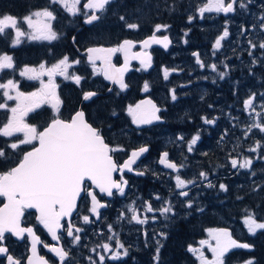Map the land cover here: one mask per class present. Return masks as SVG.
Listing matches in <instances>:
<instances>
[{"label":"flooded vegetation","instance_id":"1","mask_svg":"<svg viewBox=\"0 0 264 264\" xmlns=\"http://www.w3.org/2000/svg\"><path fill=\"white\" fill-rule=\"evenodd\" d=\"M199 1L190 0L188 4L166 10L170 12V16H173L168 18V23L160 25L169 27L162 29L156 35L168 36L170 46L165 49L158 45L143 50L151 56V66L144 70L139 60H133L129 66L130 70L124 75V81L128 85L124 91H121L117 85L109 84L104 80L102 71L94 75L91 69L93 65L87 64L82 54L86 48L81 51L80 54L84 56L85 63L90 67V75L84 78L75 70L78 64L73 70L84 78L80 85L87 86L89 83L92 85V89L83 91H93L97 95L87 103L82 102L81 99L78 109L81 108L85 113L83 105L90 104L89 114L86 116L85 113L88 122L101 130L106 142L111 146H122L125 149L123 152L113 154L118 163L123 164L129 154L141 146L148 147V153L146 152L132 166L134 171L113 173L114 179L120 180L123 176L128 182L125 185L124 195L116 193L113 189L114 195L109 197L99 193L98 189L95 190L98 199L107 204V207L99 210V218L88 211L89 198L84 196L79 199L78 208L70 218L73 224L84 229L80 233L81 240L76 245L71 243V238L67 236L64 228L58 232L61 237L59 243L53 242L35 220V213L25 212L21 219L22 226L32 227L36 235L40 237L42 244L38 246V256H43L49 264H60V261L48 248L44 247L45 244L62 247L69 251L70 257L66 264H90L89 257L99 264V255H105L104 264H167V258H165L166 261L160 262L159 259L154 261L153 256L156 255L157 247L160 249L159 258L163 253H171L169 248L167 250L165 248L167 242L176 235L169 230L173 223H189L198 219L209 221L213 209L226 210L225 215L228 193L227 190L222 191L219 185L224 184L227 189L226 180L234 182L245 177L252 181L256 178L257 163H264V155L261 156V151L264 153V133L256 128L248 131V128L253 123L264 121V102L261 95L264 94V49L258 47L259 43L264 41V32L259 27L260 17L264 16V0H251L246 10L237 6L233 13L206 12L203 18L197 9L205 2L199 3ZM189 16L193 17L191 22L188 20ZM129 23L138 24L137 29L128 28L132 32L140 30L137 20L130 19ZM225 25H227L229 36L221 42L219 50H214L212 44L222 34ZM154 28L155 25L148 31L145 25L144 30L148 33L138 34L133 39H129L136 44L132 49L133 54L141 50L139 42L151 36ZM249 41L257 47L251 48ZM37 42L51 43L52 41ZM119 43L111 46L116 47ZM194 52L199 54V58L206 67L201 68L196 63V57L192 55ZM249 52L252 55H249ZM254 59L255 64H253ZM111 63L115 67L121 65L122 57L119 52L114 54ZM213 63L217 65L215 72L208 67ZM96 68L101 69V66L97 64ZM165 68L170 70L168 80L163 78ZM219 72H226L223 79L219 78ZM93 77L98 80H93ZM58 81L61 82V80ZM60 82H57L56 92L61 100V109L62 99L58 91ZM69 82L76 85L73 81ZM145 82L149 87L146 92H143ZM109 89L112 91L110 92ZM173 89L177 96L175 101L171 99L170 90ZM252 94H255L253 101L255 111L251 109L245 111L243 101ZM148 96L162 110L159 113L161 122L136 129L132 126V118L129 119L125 111L129 106H135L139 98ZM95 99L105 107L95 109L96 102L92 104ZM117 100H121L119 106L110 109L108 106L118 102ZM44 107H49L53 114L50 106ZM111 111L115 112V115ZM74 113L69 117L71 118ZM202 117L213 119L215 123L206 124ZM195 135H199V139L193 146V150L189 152L188 142ZM181 136L183 140L178 139ZM257 141L260 142L261 147L255 152L249 151V148L256 147ZM163 152L169 153L170 161L183 164L184 167L176 172L171 169H162L159 158ZM233 158L238 161L244 158L251 159L252 164L248 169L233 168L230 162ZM140 171L144 172V175L136 174ZM201 171L208 174L207 180L200 178ZM177 175L186 181L194 180L195 183L188 184L184 189H177L175 180ZM209 182L213 187L207 186ZM180 191H187L188 196H180ZM156 196L161 199L157 200ZM146 201L154 209L161 208L164 202L168 201L173 212L168 213L167 218L159 211L146 212ZM188 201H192L190 208L187 207ZM2 203L3 198L0 197V205ZM129 206L135 209L139 219L146 220L144 224L131 220L133 213L128 211ZM121 212L124 213L123 218L120 217ZM84 215L89 216L91 223H83ZM68 222L66 219L61 221L65 228ZM109 225H112L111 232ZM216 228H202L201 240H207V230ZM114 233L128 250L127 256L122 254L124 249L115 247V239H108ZM161 233L164 235H160ZM201 240L194 239L189 245L199 248L206 258L211 259V251L207 245L201 247L199 244ZM208 242L215 245V240ZM103 243L111 246L108 253L100 247ZM4 244L11 254L22 260V264H26L30 249L26 234L21 240L6 234ZM189 245L186 246L184 253L191 262L186 263L184 257L180 264H199L197 255L188 251ZM111 250L121 253L120 259L115 261L108 259ZM172 256L179 258L181 255L172 254ZM0 264H5L2 257H0Z\"/></svg>","mask_w":264,"mask_h":264},{"label":"snow or ice","instance_id":"2","mask_svg":"<svg viewBox=\"0 0 264 264\" xmlns=\"http://www.w3.org/2000/svg\"><path fill=\"white\" fill-rule=\"evenodd\" d=\"M111 3V0H86L83 4V12L79 5L81 0H49L50 5H59L69 15H84V23L92 24L94 21L100 19L97 13L106 11V6ZM251 0H206L204 4L198 7L197 11L203 18L206 12L215 13H233L238 6L240 9H247ZM90 10V11H89ZM57 19V15L50 7L40 8L31 11L22 18H18L11 14H0V36L6 35L7 30L14 32L12 38V47L21 43V38L26 37L28 40L36 41H54L58 39V34L54 30L53 22ZM121 20L125 18L120 17ZM193 19L188 17L189 22ZM26 24L30 31H23L21 24ZM129 29H137L138 24L129 23L126 25ZM168 25H155L153 34L141 42V48H147L151 44H161L167 49L169 44L168 36L158 37L156 33L162 29H166ZM260 29L264 32V16L260 17ZM243 33V29H242ZM187 35V33H185ZM229 36L227 25L221 35H219L212 44L214 50L221 48V42ZM75 42V38H73ZM250 47H257L256 44L249 41ZM134 44L130 40H124L116 47L110 48H88L86 53L88 61L93 65V74L102 71L104 78L118 85L123 91L128 87L125 83L123 74L128 70L129 52ZM260 49H264V41L258 45ZM123 53L125 58L124 66L116 68L112 63V56L116 53ZM196 57V63L204 68L206 65L199 58V54L194 52L192 54ZM249 55H252L249 52ZM133 59L140 61L141 67L147 70L151 66V56L147 52H137L133 54ZM96 61H100L101 69L96 68ZM79 60H71L65 55L50 67H46L41 63L38 68L25 67L20 71L22 77L29 80H39L40 88L31 93H24L19 91L18 84L12 79H8L6 83H0V90L4 98V102L0 103V109H7L11 115L8 116L7 122L0 126V137H14L15 134H22L23 138L17 137L13 142L7 145L15 153L17 150L23 151L21 145H31V150L23 151V155L19 157L14 165L8 167L7 170L0 171V197L3 198L2 206H0V257L4 258L5 264H22L20 258L15 257L9 252L8 247L4 244L6 234L10 233L17 239H23L26 236L30 240V252L26 264H49L43 257L37 255V245L42 243L40 237L36 235L32 227L22 226L21 218L25 215L26 210L34 209L37 213L36 220L42 225L51 235L53 241L59 243L60 236L58 230L62 228L67 232V236L71 238V243L76 245L80 240V233L84 231L81 227H77L70 220L73 212L78 208V200L86 196L90 198V207L88 211L99 218L100 209L107 207L106 203H102L98 199L96 189L99 193L105 194L109 197L114 195L113 189L120 195L125 194V185L127 181L123 176L120 180L113 178V173H123L125 170L134 171L133 165L136 164L137 159L148 151L146 146H141L133 150L128 159L123 164H120L114 159L113 154L116 152H123L125 149L122 146H111L106 142L101 130L94 127L86 119L83 110L76 111L70 120H64L59 117V109L61 100L57 95L56 89L58 85L55 83V77L61 76L65 80L73 81L77 86L80 85L82 76L75 72L69 71L74 64H79ZM255 59L253 64H255ZM208 67L212 71H217V65L211 64ZM227 67V65L225 66ZM4 69H14V60L11 55L0 54V71ZM139 70V69H138ZM174 71V70H172ZM170 70L163 69V78L169 79ZM219 78L223 79L226 72H219ZM47 77V81L42 77ZM148 83L145 82L144 90H148ZM111 92L112 89H109ZM15 93L12 95L11 93ZM171 99L175 101L177 96L175 90H170ZM97 93L93 91H86L83 93V100L88 101ZM264 96V94H261ZM255 94H252L243 101L244 110L255 111L254 108ZM14 100L16 104L14 107H9L7 101ZM48 103L53 109V118L42 131L38 130L37 126L30 125L25 122V117L35 108H39L42 104ZM129 116L132 118V123L136 125L151 124L153 121H158L161 117L158 115L162 110L153 103L152 100H142L135 106H129L127 109ZM115 115V112H113ZM260 115V113H257ZM204 123L213 124L215 120L202 117ZM253 128L258 129L264 133V121L253 123L249 126L248 131ZM247 134V133H245ZM183 140V137H178ZM199 135H195L188 142V151L193 150V146L197 143ZM223 139V137H222ZM36 142V143H34ZM261 147L260 142H256V147L249 148V151L255 152L257 148ZM9 154L5 148L0 147V161H8ZM233 168L248 169L252 160L244 158L240 161L231 159ZM159 163L164 167L176 172L184 167L183 164H177L169 160V153L163 152L160 155ZM137 175H144L140 171ZM255 173H253L254 175ZM203 180L208 179V174L204 171L199 173ZM176 188L184 189L188 184H194V180H184L179 175L175 177ZM208 187H213L211 182L207 184ZM222 191H226L224 184L219 185ZM179 195L182 197L188 196L187 191H180ZM159 200L161 197L156 196ZM187 207H192V201L187 202ZM132 212L131 220L139 224H144L146 220L139 219L135 214V209L131 206L128 208ZM145 211L154 212L159 211L161 215L167 218V214L173 212L172 206L168 201L164 202V206L159 209H154L150 203L145 202ZM124 213H120L123 218ZM64 218H69V222L65 226L61 223ZM155 219V217H153ZM84 224L91 223L88 215L82 216ZM243 224L251 235H255L258 230H264V222H258L252 212H249L243 219ZM109 231H112V225L108 226ZM208 234L211 239L215 240V245L210 244L207 240L199 241L201 247L207 245L209 251L212 253V258L208 259L199 248H194L191 245L188 251L196 254L199 264H225V256L232 249H251L253 245L248 243L238 242L233 239L231 233L227 229H209ZM160 235H164L161 233ZM109 240L115 239V247L124 249L123 255H128V250L114 233L108 237ZM159 245V241H157ZM56 257H58L60 264H66L70 257L69 251L62 247L45 244ZM105 253H108L111 246L108 243L100 245ZM95 251V249H93ZM159 247L156 248V255L153 260L159 259ZM121 253L111 250V254L107 257L110 260H118ZM90 264H96L91 257L88 258ZM105 255H99V264H104ZM244 264H255L254 259H249Z\"/></svg>","mask_w":264,"mask_h":264},{"label":"trees","instance_id":"3","mask_svg":"<svg viewBox=\"0 0 264 264\" xmlns=\"http://www.w3.org/2000/svg\"><path fill=\"white\" fill-rule=\"evenodd\" d=\"M85 1L82 0L79 5L82 12V4ZM189 1L111 0V3L106 6V11L100 13L101 15L99 14L100 19L96 23L85 27L81 22L84 18L82 12L81 14L71 16L62 8L50 5L49 0H0V14H11L18 18H22L24 15L39 8L50 7L57 15L55 31L58 34V39L51 43L27 41L21 38V43L12 47L11 42L14 32L10 29L7 30L6 35L0 36V54H8L13 57L14 69L3 70L0 74V83L12 79L17 82L19 91L29 93L35 89L36 84L31 81L27 82L21 78L20 71L25 67L40 65L41 63L50 66L65 55L70 58V61L79 60L80 63L75 70L83 75L84 78H88L90 67L85 63L84 56L80 54L87 46L99 44L104 46L116 45L122 39H133L138 34H146L153 25H157L156 23L166 24L169 22L168 18L173 15L170 16V12H166L168 8L180 7V5L188 4ZM121 16L125 19L121 20ZM130 19L138 21L140 25L139 31L132 32L127 28L126 25L129 24ZM145 25L148 27V31L144 30ZM73 38H75V42ZM93 80L97 81L98 79L93 77ZM89 89H92L90 83L87 86H84V84L76 86L69 81H61L58 89L62 99L59 117L66 120L70 118L69 116L78 110L83 92ZM117 101L108 107L110 109L118 107L121 100ZM3 102L4 98L0 90V103ZM94 103L97 105L94 107L95 109L105 107L103 104H99L97 99L92 102V104ZM83 106L87 116L90 112V104ZM52 118L51 109L43 107V109L34 111L27 116V122L30 125L37 126L41 130ZM6 121L7 111L0 109V126ZM12 141L13 138L0 137V147L5 148L10 157L8 161H0V171L7 170L8 167L13 166L14 162L23 155V151L31 148V145H21L23 151L17 150L14 153L12 149L7 147ZM263 154L261 152V156ZM256 175V178H253L252 181L245 179V177H241L234 182L226 180L228 194L225 205L228 208L225 215L226 210L213 209L210 213L209 217L211 220L209 221L198 219L189 223H173L169 230L176 235L172 237L170 242H167L165 250L169 248L172 254L181 256L173 258L171 253H163L159 261L164 262L166 261L165 258H167V264H180L185 257V262L190 263L191 261L186 257L184 250L192 240L201 239L202 228L226 226L232 230L231 233L234 239H239L242 243L251 244L253 247L250 250L237 249L231 252L225 257V264H244L249 259H254L255 264H264V230H258L255 235H251L248 233L245 225H243V219L249 212L254 214L258 222H264V163H257ZM217 216L224 217V219L218 220Z\"/></svg>","mask_w":264,"mask_h":264},{"label":"water","instance_id":"4","mask_svg":"<svg viewBox=\"0 0 264 264\" xmlns=\"http://www.w3.org/2000/svg\"><path fill=\"white\" fill-rule=\"evenodd\" d=\"M86 2V1H85ZM97 14H99V13H97ZM85 19V18H84ZM84 19L81 21L82 23H83V26H89V25H91V24H85L84 23ZM93 23H96V21H94ZM92 23V24H93ZM149 36H147L145 39H147ZM145 39H143L142 41H144ZM124 40H129V39H122V41L120 42V43H122ZM131 41V40H130ZM142 41H140L139 43H140V46H141V42ZM119 43V44H120ZM134 44V46L136 45L135 43H133ZM170 44H171V42H169V44H168V47L170 46ZM158 45H161V44H158ZM157 44H151L150 46H148L147 48H150V47H153V46H158ZM162 46V45H161ZM97 47H103V48H110V47H107V46H103V45H99V46H88L86 49H88V48H97ZM111 47H114V46H111ZM167 47V48H168ZM134 47H132V49H133ZM147 48H141V50H139V51H137V52H141V53H143V50H146ZM86 49L82 52V54L85 56V58H86V63L87 64H91V63H89V61H88V55H87V53H86ZM132 49H131V51L129 52V63H128V70L127 71H125L124 72V74H123V78H124V75L130 70V63L133 61V60H135V59H133L132 58V56H133V52H132ZM137 52H135V53H137ZM134 53V54H135ZM120 56L122 57V63H121V65L120 66H118V67H116V68H121V67H123L124 66V63H125V58H124V54L123 53H120ZM113 57H114V55L112 56V59H113ZM112 59H111V61H112ZM136 60H138V59H136ZM99 65V66H101V63H100V61H96V65ZM102 67V66H101ZM102 77H103V79L104 80H106L105 78H104V75H103V72H102ZM109 84H112V82L111 81H109V80H106ZM118 86V85H117ZM118 88H119V86H118ZM120 89V88H119ZM124 91V90H123ZM95 97V96H94ZM94 97H92L91 99H93ZM90 99V100H91ZM142 100H144V99H142ZM142 100H139V102L140 101H142ZM147 100V99H146ZM82 101L83 102H89V100L88 101H85V100H83V98H82ZM50 105V104H49ZM51 107V106H50ZM53 110V109H52ZM158 115H159V113H158ZM161 122V120H158V121H153L151 124H141V125H136V124H133L132 123V126H134L136 129H138V128H145V127H150L149 125H153V124H156V123H160ZM48 125V124H47ZM46 125V126H47ZM46 126H44V127H46ZM43 130V129H42ZM41 130V131H42ZM148 148V147H147ZM29 150H31V148L30 149H28V150H26V151H29ZM146 153H143L139 158H141L143 155H145ZM130 155V154H129ZM139 158L137 159V162H138V160H139ZM127 159H128V157H127ZM136 162V163H137ZM161 168L163 169V168H165V170H169L168 168H166V167H164V165H161ZM90 199V198H89ZM79 201V200H78ZM78 203V202H77ZM0 206H2V204L0 205ZM26 211H30V212H34L35 213V220H36V216H37V213L35 212V210L34 209H29V210H26ZM76 211H74L73 212V214L75 213ZM72 214V215H73ZM22 219V218H21ZM64 219H66L67 221H69V218H64ZM37 221V220H36ZM38 222V221H37ZM39 224V223H38ZM41 226V228L45 231V233L47 234V235H49V237L51 238V235L48 233V231L42 226V225H40ZM216 229H227L230 233H231V230H230V228H228V227H217ZM58 232H60V230H58ZM7 234H10V233H7ZM11 235V234H10ZM231 235H232V233H231ZM12 236V235H11ZM38 236V235H37ZM233 237V236H232ZM16 238V237H15ZM17 239V238H16ZM234 239V238H233ZM19 240H21V239H19ZM51 240H52V238H51ZM53 241V240H52ZM238 242H241V241H239V240H237ZM28 242H29V247H31V245H30V240H29V238H28ZM53 242H55V243H57L56 241H53ZM242 243V242H241ZM41 244V243H40ZM40 244H38L37 245V255H38V249H39V245ZM58 244V243H57ZM237 249H232V250H230L226 255H228V254H230L231 252H233V251H236ZM244 250H248V249H244ZM29 255H31V252H30V249H29ZM226 257V256H225Z\"/></svg>","mask_w":264,"mask_h":264},{"label":"rangeland","instance_id":"5","mask_svg":"<svg viewBox=\"0 0 264 264\" xmlns=\"http://www.w3.org/2000/svg\"><path fill=\"white\" fill-rule=\"evenodd\" d=\"M203 2H206V0H200L199 1V3H203ZM185 5V4H184ZM56 6H58L59 8H61L59 5H56ZM55 12V11H54ZM71 16H73V15H71ZM56 24H57V22H56V20L53 22V26H54V30H55V26H56ZM21 29L23 30V31H30L28 28H27V25L26 24H21ZM22 39H25V40H27L28 41V39L26 38V37H24V38H22ZM36 41H40V40H36ZM41 41H43V40H41ZM77 64H74L73 65V67L71 68V69H69V71H70V73L71 72H75L74 70H73V68L76 66ZM51 66V65H50ZM50 66H47L46 65V67H50ZM30 68H38L39 67V65H36V66H29ZM24 69V68H23ZM22 69V70H23ZM92 69V71H93V68H91ZM3 71V70H2ZM2 71H0V74L2 73ZM76 73V72H75ZM95 75V74H94ZM21 76V75H20ZM21 78H23L25 81H27V82H34L35 84H36V87H35V89H33V90H31L29 93H31V92H34V91H37L39 88H40V81L39 80H29V79H27L26 77H22L21 76ZM42 79L43 80H45V81H47V77L45 76V77H42ZM55 83L57 84V82L59 83L60 81H58V80H61L62 82H65V81H71V80H65L63 77H61V76H56L55 78ZM7 82V80L6 81H4V82H2V83H6ZM1 91H3V90H1ZM143 92H146V91H143ZM12 95H15V93L13 92V93H11ZM57 95L59 96V94L57 93ZM263 98H262V102H264V96H262ZM15 104H16V101H14V100H9V101H7V105L9 106V107H14L15 106ZM44 106H50L48 103H45V104H42L39 108H35L33 111H31V112H34V111H37V110H40V109H42ZM4 110H6L7 111V119H8V116L9 115H11V113L7 110V109H4ZM31 112H29L28 114H31ZM27 114V115H28ZM125 115H127L128 117H129V119L131 118V116H129V114H128V111H125ZM7 122V121H6ZM5 122V123H6ZM25 122L26 123H28L27 122V120H26V118H25ZM17 137H19L20 139H22L23 138V136H22V134H20V133H17V134H15V136L14 137H8V138H13V141L17 138ZM12 141V142H13ZM35 143V142H34ZM222 218V217H221ZM207 236H206V238H207V240L208 241H211V240H213V239H211V237L209 236V234H208V230H207V234H206ZM42 244V243H41Z\"/></svg>","mask_w":264,"mask_h":264},{"label":"bare ground","instance_id":"6","mask_svg":"<svg viewBox=\"0 0 264 264\" xmlns=\"http://www.w3.org/2000/svg\"><path fill=\"white\" fill-rule=\"evenodd\" d=\"M195 1V0H194ZM191 4V3H190ZM113 9V8H112ZM185 9V8H184ZM183 9V10H184ZM114 10V9H113ZM101 15V14H100ZM136 18V17H135ZM133 20V19H132ZM156 24H158V23H156ZM158 45V44H157ZM142 82V81H141ZM142 99H144V100H146V99H150V100H152L149 96L148 97H144V98H139L138 100H137V102L139 103V100H142ZM83 102V101H82ZM84 103H87V102H84ZM153 103H155V102H153ZM78 110H82L81 108L80 109H78ZM71 118H68L67 120H70ZM65 120V119H64ZM260 151V150H259ZM262 152V151H261ZM148 153V152H147ZM264 155V154H263ZM263 157V156H262ZM259 160V159H258ZM264 160V159H263ZM262 170V169H261ZM264 176V175H263ZM258 179V178H257ZM245 186V185H244ZM259 188V187H258ZM252 190V189H251ZM255 191V190H254ZM253 191V192H254ZM245 192V191H244ZM231 198V197H230ZM237 200H238V198H237ZM230 203V202H229ZM237 205V204H236ZM235 205V206H236ZM228 208V207H227ZM218 217V220L219 219H224V217H219V216H217ZM216 217V218H217ZM220 222V221H219ZM224 223V222H223ZM213 225V224H212ZM244 225V224H243ZM213 228V227H212ZM232 231V230H231ZM239 232V231H238ZM207 233V232H206ZM201 238V237H200ZM197 240V239H196ZM201 240V239H200ZM239 240V239H238ZM240 241V240H239ZM242 242V241H241ZM201 248V247H200ZM186 250V249H185ZM245 251V250H244ZM146 257V256H145ZM188 257V256H187ZM152 258V257H151ZM147 259V258H146ZM154 263V262H153Z\"/></svg>","mask_w":264,"mask_h":264}]
</instances>
